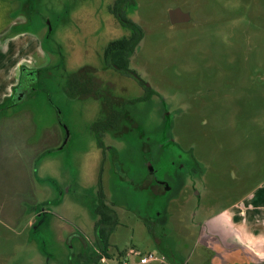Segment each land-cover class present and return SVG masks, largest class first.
<instances>
[{"label": "rangeland", "instance_id": "1", "mask_svg": "<svg viewBox=\"0 0 264 264\" xmlns=\"http://www.w3.org/2000/svg\"><path fill=\"white\" fill-rule=\"evenodd\" d=\"M113 2L11 0L9 15L23 22L18 11H30L34 30L51 21L71 72L79 62L91 64L108 42ZM135 4L143 30L135 64L168 103V152L155 153L150 175L143 155L126 145L139 142H104L117 153L97 148L90 130L102 119L97 102L68 99L61 80H41L23 104L29 109L0 111V264H82L80 252L98 251L94 225L108 214L116 222L110 247L91 264H120L131 249L164 258L149 264H264V209H248L264 207V0ZM171 9L188 13L190 23L170 25ZM39 30L16 41L20 67L45 65V28ZM53 42L43 44L50 51ZM128 84L125 97L139 93ZM147 124L159 121L151 114ZM173 143L192 150L205 170L194 174V186L157 193ZM39 208L48 212L45 223L31 229ZM205 222L214 234L205 233Z\"/></svg>", "mask_w": 264, "mask_h": 264}, {"label": "flooded vegetation", "instance_id": "2", "mask_svg": "<svg viewBox=\"0 0 264 264\" xmlns=\"http://www.w3.org/2000/svg\"><path fill=\"white\" fill-rule=\"evenodd\" d=\"M135 9V0H114L112 4L107 6V20L110 21L109 25H111L110 36L107 38L109 39L108 42L99 53L94 55L95 59L91 64L79 62L78 69L71 72L65 69L66 63L61 45L52 40L51 36H53L55 29L51 25V21L48 20L46 24L42 25L45 31L41 41L44 44L52 41L54 46L49 51L42 43L41 47L46 51V62L42 67H35L31 70L22 67L13 99L16 103L23 105L26 99L32 98L38 91L35 87L38 88L41 80L48 82L61 80V90L68 99L85 100L91 98L97 102L102 113V119L90 126L97 148L103 147L106 141L118 140L122 143L129 139L131 142H139L135 146L127 143V148H134L143 155V166H147L150 175H152V162H159L155 153L157 152L164 157L168 152L167 145L172 143L168 140L162 141L171 128L169 125L171 126L172 118L165 97L148 84L135 64L136 49L143 38L140 22L137 21L136 17L133 18ZM18 14L25 18V21H20L22 31L26 29L31 33L34 32L36 36L39 35L41 31L39 29H43V27L34 30L31 26L33 21L29 22L24 11H18ZM188 18L187 22L171 24L167 14L170 25L189 24V14ZM128 82H132L139 89V93L130 98L124 96L131 93ZM175 103L180 105L179 102L175 101ZM151 114L159 121V124L153 127H149L147 124ZM60 125L64 131L65 127L61 122ZM151 133L153 137L149 139L147 135ZM68 139L69 136L65 131L62 135V147L67 144ZM173 146L174 160L170 164V171L162 173V180L155 179L154 190L157 193H178L187 183L194 186L197 181L193 178L194 174L201 173L203 175V170H205L204 166L194 157L192 150H183L174 143ZM101 150L117 153L120 149L107 145ZM151 152L154 154L153 157H151ZM46 214L48 212L45 209H36L29 224L31 229L36 227L38 222L45 223L43 220L46 218ZM100 218V221L94 225L95 239L93 241V246L98 251L90 256H85L84 253L80 252L78 259L82 264H91L96 259L100 260L97 253L103 254L110 247L109 237L115 229L116 222L109 220V214L105 218L101 216ZM41 219L42 221H40ZM146 225L147 222H145ZM206 228L207 226L205 233L208 234ZM105 235L107 239L104 242Z\"/></svg>", "mask_w": 264, "mask_h": 264}, {"label": "crops", "instance_id": "3", "mask_svg": "<svg viewBox=\"0 0 264 264\" xmlns=\"http://www.w3.org/2000/svg\"><path fill=\"white\" fill-rule=\"evenodd\" d=\"M0 1H1L0 3V111L4 108L13 109L18 107H21L22 110L24 109V111H26L27 109H29L27 105L16 103L15 100L13 99V93L18 83V79L20 77L21 69H22V67L19 66L18 59L20 58H18L17 55L20 54L21 56V53H15L14 45L16 44V41L21 38V36H24L31 32L28 30L22 31L21 22H16L15 19H13L15 18V16L10 17L9 13L12 11V6H13V4L10 3L11 0H6L7 1L6 3L5 0H0ZM15 12H13V15ZM29 49L30 46L26 48L24 51H28L30 53ZM6 104H8L7 107ZM2 118L3 120L5 119L3 116ZM257 205H258V207L256 206L257 208L248 207V209H253V210L259 208L264 209V207L260 203H258ZM212 218L213 217H210L208 220ZM228 218L229 217H227L226 219ZM242 221H244V219ZM204 224L206 225V222ZM207 229L208 232L213 233L211 226L210 227L207 226ZM223 231H225L224 233L226 234L227 231L226 228L224 227V224H223ZM218 236H220L219 233ZM253 238L256 239V237Z\"/></svg>", "mask_w": 264, "mask_h": 264}, {"label": "built area", "instance_id": "4", "mask_svg": "<svg viewBox=\"0 0 264 264\" xmlns=\"http://www.w3.org/2000/svg\"><path fill=\"white\" fill-rule=\"evenodd\" d=\"M130 262L134 264H149L152 262H164V258H157L153 253L142 254L136 250H129L120 260V264H129Z\"/></svg>", "mask_w": 264, "mask_h": 264}, {"label": "water", "instance_id": "5", "mask_svg": "<svg viewBox=\"0 0 264 264\" xmlns=\"http://www.w3.org/2000/svg\"><path fill=\"white\" fill-rule=\"evenodd\" d=\"M168 17L171 24L187 22L189 20L187 13H182L179 9H171L168 11Z\"/></svg>", "mask_w": 264, "mask_h": 264}, {"label": "trees", "instance_id": "6", "mask_svg": "<svg viewBox=\"0 0 264 264\" xmlns=\"http://www.w3.org/2000/svg\"><path fill=\"white\" fill-rule=\"evenodd\" d=\"M24 15L27 17V19L29 20V22L31 21V19H30V11H24ZM28 29V28H27ZM107 239V236H104V239H103V241L105 242V240ZM103 251H105L104 249H103ZM105 254V253H104Z\"/></svg>", "mask_w": 264, "mask_h": 264}]
</instances>
